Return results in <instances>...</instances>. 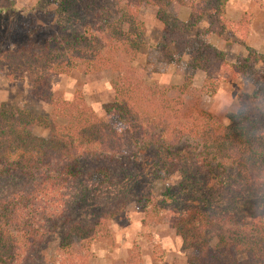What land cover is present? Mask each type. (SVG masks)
Wrapping results in <instances>:
<instances>
[{"label": "trees", "instance_id": "obj_1", "mask_svg": "<svg viewBox=\"0 0 264 264\" xmlns=\"http://www.w3.org/2000/svg\"><path fill=\"white\" fill-rule=\"evenodd\" d=\"M107 1L83 0L75 6L79 9L75 11L79 16L80 12H84L90 17L94 14L97 17L108 5ZM225 3V0L210 1L208 7L212 8L215 23H219L218 17L224 18ZM57 4L61 17L74 10L73 0H58ZM179 26L178 31L169 38L177 46L181 44L187 49L190 40L186 35L190 25L180 23ZM128 27L118 39L119 45L107 46V51L111 50L114 54L121 52L124 56L138 53L141 44L135 17ZM58 33H61L60 38L68 46L69 58L66 61H44L42 68L54 75H66L81 68L89 73L96 68L94 56L83 48L82 43H86V35L95 40L99 39L97 33L104 36L103 26L100 28L98 23L85 22L71 34L59 27L54 34L56 39ZM14 34L13 31L7 34L8 41L12 40ZM74 34L76 38H73ZM2 35L5 34L0 28V39ZM134 35L137 36L132 38ZM44 49L51 50L50 40L45 43ZM247 53L237 66H232L230 72L236 79L247 73L256 75L252 95L245 96L239 102L234 114H227V127L223 128L207 113H202L205 125H212L210 129L215 131V138L206 140L200 148H193L194 151H188L185 146L179 147L172 139L166 140L165 134L168 132L165 130L160 131V135L154 134V137L158 136V141L164 138L163 142L168 144L151 142L145 128L131 122L130 102L135 98L133 87L139 90L141 82H135L129 70L110 83L113 102L102 118L77 96L70 103H62L64 107H58L54 117L0 105V264H44L43 253L48 249V241L57 234L60 238L55 246V264H84L87 259L85 254L91 255V244L106 237L109 232L94 220L88 222L80 219L78 214L83 210L87 198H92L91 201L95 203L96 199H105L107 202L111 199L109 203L115 207L134 199L129 188L132 178L138 175L136 168H133L137 164L129 156L135 160L139 154L144 155L145 159L147 155L152 156L150 172L149 167L145 170L146 185L150 188L156 179L170 172L178 174L185 182V185L180 182L177 186L168 187L164 194L157 196V202L177 201L175 192L183 186V191L198 193L196 199L185 202L186 210L178 214L176 221L181 227L184 228L190 221L189 224H193L197 232L202 233L206 228L210 229L207 230L210 235L223 237L227 234L233 255V262L227 264H264V74L256 70L264 67V56L251 49ZM23 55L25 48L14 49L0 42V66L26 68L28 64L23 61ZM189 55L191 67L200 68L207 74L203 92L213 96L219 85L214 73L219 66L226 65L223 53L198 41L197 49ZM60 117L63 119L62 124L57 121ZM130 122L139 131L142 140L137 142L135 148L126 149V131L121 132L117 127L121 125L128 128L129 125L130 128ZM36 128L47 131L48 137L36 135ZM86 133L97 138L101 150L106 152L102 151L101 155L98 150L86 147L81 137V134ZM112 138H116L115 141ZM93 153L105 159H113L112 154L121 157L112 168L101 165L84 170V156L89 155L91 158ZM145 159L137 165L140 169L143 168L141 164L146 163ZM218 160L220 162L216 164ZM79 176L82 182L78 180ZM114 182V186L118 187L111 190L109 184ZM119 185L122 186L123 194L118 190L121 189ZM214 202L222 204L213 206ZM144 204L147 212L163 211L162 206L153 202L150 194ZM238 215L250 219L251 222L244 220L243 224H251L253 235L256 234L257 238L255 242L249 239L247 230L236 232L218 227L219 221L223 224L238 221ZM236 254L247 255L248 259L237 260ZM139 256L140 247L135 243L131 260L122 264H141ZM209 257V261L213 260V254ZM216 264L224 262L219 260Z\"/></svg>", "mask_w": 264, "mask_h": 264}, {"label": "rangeland", "instance_id": "obj_2", "mask_svg": "<svg viewBox=\"0 0 264 264\" xmlns=\"http://www.w3.org/2000/svg\"><path fill=\"white\" fill-rule=\"evenodd\" d=\"M80 1L83 2L73 0L74 10L61 17L58 0H0V28L5 34L1 36L0 42L14 49L25 48L23 61L28 64L26 68L19 66L16 69L0 66V105L54 117L57 108L64 107L62 103H70L77 96L102 118L113 102L110 83L129 70L133 80L141 82L139 90L133 87L135 98L130 102L131 122L145 128L151 142L158 141V136L154 137V134L160 135L158 133L165 130L168 132L165 134L166 140L172 139L179 147L185 146L188 151H194L193 148H200L206 140L215 138V131L210 129L212 125H205L202 113H207L223 128L227 127V114H234L239 102L245 96L252 95L256 75L247 73L236 79L230 71L232 66H237L247 56L249 49L264 56V0H225L224 18L218 17L219 23H215L212 8L208 7L211 0H109L97 17L96 14L90 17L84 12H80L79 16L75 11L79 9L75 6ZM133 17L140 33L138 53L124 56L121 52L114 54L111 50L107 51V46L119 45L117 41L122 32L129 28ZM85 22L98 23L105 31L104 36L96 34L98 40L86 35L84 41L87 44L82 43L83 48L94 56L96 68L89 73H85L82 68L75 69L66 75H54L42 68L44 61H66L69 58L68 46L60 38L61 33H58V40L54 35L57 29L60 27L71 34ZM180 23L190 25L186 35L190 40L187 49L181 44L177 46L169 38L180 27ZM10 31L16 34L8 41L7 34ZM73 38H76V34ZM49 40L51 50L46 51L45 43ZM198 41L209 44L224 55L226 65L219 66L214 73L219 85L213 96L205 94L202 89L207 79L206 72L190 65L189 54L197 49ZM256 70L264 74V67ZM57 121L63 123L61 117ZM131 122L130 128L129 125L128 128L121 125L117 127L121 132L126 131V149L135 148L137 142L142 140ZM35 134L48 137V132L42 128H36ZM81 135L86 147L98 150L101 155L102 151L106 152L103 147L101 150L99 141L92 134ZM115 139L112 138V141ZM165 139L161 138L158 142L165 143ZM84 157L82 165H86L84 170H87L101 165L112 168L121 156L115 157L112 154L113 159H105L93 153L91 158L89 155ZM151 158L147 155L145 159L144 155L139 154L132 160V156H129L137 165L142 159L147 163L141 164V169L137 165L133 167L138 173L132 178L129 188L134 199L117 207L110 205L109 198V202L96 199V203L91 201L92 198L86 199L78 217L84 221L98 222L109 233L91 244V255L85 254L87 259L84 264L126 263L131 260L135 243L140 247L141 264H216L219 260L224 264L233 262L227 234L223 237L210 235L207 232L210 229L206 228V231L200 233L193 224H189L190 221L184 228L176 221L178 214L186 210L185 202L190 203L196 199L198 193L183 191V186L175 192L177 201L157 202V196L164 194L168 187L177 186L180 182L185 185V182L178 174L170 172L156 179L150 188L146 185L145 170L149 167L150 172ZM78 180L82 182L83 179L79 176ZM115 184H109L111 190ZM119 187V192L123 194L122 186ZM149 194L157 206H162L163 211L147 212L144 201L149 198ZM221 204L214 202L213 206ZM237 220L227 224L219 221L218 227L236 232L247 230L249 239L255 242L257 238L256 234L253 235L251 224H243L244 220L251 222L250 219L238 215ZM59 238L57 234L48 241V249L43 253L44 264H55V246ZM211 254L213 260L209 261ZM236 259L245 260L248 257L236 254Z\"/></svg>", "mask_w": 264, "mask_h": 264}]
</instances>
